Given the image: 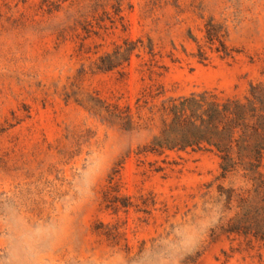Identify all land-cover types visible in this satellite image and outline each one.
Segmentation results:
<instances>
[{
    "label": "rangeland",
    "instance_id": "rangeland-1",
    "mask_svg": "<svg viewBox=\"0 0 264 264\" xmlns=\"http://www.w3.org/2000/svg\"><path fill=\"white\" fill-rule=\"evenodd\" d=\"M208 20L232 58L194 56ZM263 78L264 0H0V264H264L226 232L250 182L213 152L146 154L149 131L103 107Z\"/></svg>",
    "mask_w": 264,
    "mask_h": 264
},
{
    "label": "trees",
    "instance_id": "trees-1",
    "mask_svg": "<svg viewBox=\"0 0 264 264\" xmlns=\"http://www.w3.org/2000/svg\"><path fill=\"white\" fill-rule=\"evenodd\" d=\"M196 45L194 56L200 62L209 53L232 58V50L222 40L219 27L208 20L201 38L190 37ZM141 40L132 42L137 47ZM130 43L117 45L100 57L99 69L112 70L129 60L124 58ZM148 54L153 55L152 49ZM141 72L151 76L155 71L146 65ZM161 86L150 84L135 102V112L128 105L103 103L108 117L134 123L150 133L146 154L209 151L217 155L223 174L238 173L251 184L237 196L234 214L228 218L226 232L264 246V78L250 83L242 96H220L211 91L168 96L159 99ZM227 197V204L232 202Z\"/></svg>",
    "mask_w": 264,
    "mask_h": 264
}]
</instances>
